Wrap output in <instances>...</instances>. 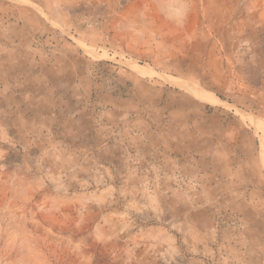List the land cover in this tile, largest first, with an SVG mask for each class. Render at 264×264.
<instances>
[{
  "label": "rangeland",
  "instance_id": "1",
  "mask_svg": "<svg viewBox=\"0 0 264 264\" xmlns=\"http://www.w3.org/2000/svg\"><path fill=\"white\" fill-rule=\"evenodd\" d=\"M0 264H264V0H0Z\"/></svg>",
  "mask_w": 264,
  "mask_h": 264
}]
</instances>
